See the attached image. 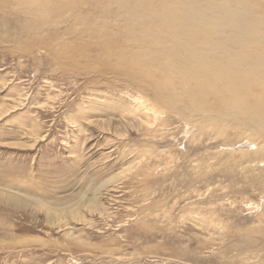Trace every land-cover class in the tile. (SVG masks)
I'll return each mask as SVG.
<instances>
[{"label": "rangeland", "instance_id": "1", "mask_svg": "<svg viewBox=\"0 0 264 264\" xmlns=\"http://www.w3.org/2000/svg\"><path fill=\"white\" fill-rule=\"evenodd\" d=\"M98 14L39 42L0 13V264H264V131L217 133L117 56L66 60Z\"/></svg>", "mask_w": 264, "mask_h": 264}, {"label": "bare ground", "instance_id": "2", "mask_svg": "<svg viewBox=\"0 0 264 264\" xmlns=\"http://www.w3.org/2000/svg\"><path fill=\"white\" fill-rule=\"evenodd\" d=\"M98 10L97 18L109 20L87 18L88 42L76 39L68 48L64 41L66 60L89 51L96 52L94 63L108 65L103 57L117 56L167 104L181 105L185 116L200 115L217 133L237 123L238 130L264 131V0H0L2 28L12 25L39 42L48 38L47 29L71 23L69 30H77L78 16ZM64 54L52 56L59 61ZM259 150L264 165V147ZM15 196L0 189V206L17 205ZM256 245L264 251V239Z\"/></svg>", "mask_w": 264, "mask_h": 264}]
</instances>
